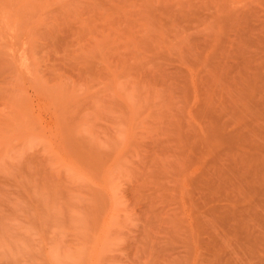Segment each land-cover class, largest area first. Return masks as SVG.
Segmentation results:
<instances>
[{"label": "rangeland", "instance_id": "374dc122", "mask_svg": "<svg viewBox=\"0 0 264 264\" xmlns=\"http://www.w3.org/2000/svg\"><path fill=\"white\" fill-rule=\"evenodd\" d=\"M0 264H264V0H0Z\"/></svg>", "mask_w": 264, "mask_h": 264}]
</instances>
